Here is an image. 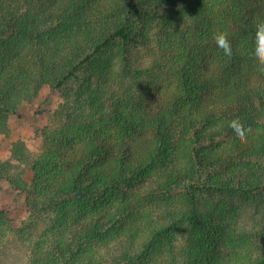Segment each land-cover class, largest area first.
Masks as SVG:
<instances>
[{
    "label": "trees",
    "instance_id": "trees-1",
    "mask_svg": "<svg viewBox=\"0 0 264 264\" xmlns=\"http://www.w3.org/2000/svg\"><path fill=\"white\" fill-rule=\"evenodd\" d=\"M259 19L264 0H0V134L44 85L85 104L66 105L38 157L15 143L31 183L0 160L31 212L18 227L0 210V251L17 238L27 264H103L113 244L111 264H264Z\"/></svg>",
    "mask_w": 264,
    "mask_h": 264
},
{
    "label": "rangeland",
    "instance_id": "rangeland-1",
    "mask_svg": "<svg viewBox=\"0 0 264 264\" xmlns=\"http://www.w3.org/2000/svg\"><path fill=\"white\" fill-rule=\"evenodd\" d=\"M136 54L144 57L143 59L148 62L147 47L140 46ZM69 104H73L74 109L85 108L83 100L74 96L66 97L65 94L53 91L49 85H44L36 98L24 102L18 111L12 114L10 132L0 134V160L15 163L17 170L23 174L26 181L31 183L34 177L33 169L13 157V147L16 142L22 141L25 144L27 156L29 158L38 157L44 144L48 142L45 130L56 129L63 125V121L66 119V105ZM0 210L9 211L10 217L18 227L29 218L31 213L25 206L23 195L5 178L0 182ZM237 218L241 229L249 230L257 236L260 226L258 215L242 211ZM4 246L5 248L0 251V264L28 263L29 249L26 244L14 238ZM119 247V245L113 244V249H101L97 255L103 264H111L112 257L108 251L115 253ZM176 248L179 252L181 251V241L176 243Z\"/></svg>",
    "mask_w": 264,
    "mask_h": 264
},
{
    "label": "clouds",
    "instance_id": "clouds-1",
    "mask_svg": "<svg viewBox=\"0 0 264 264\" xmlns=\"http://www.w3.org/2000/svg\"><path fill=\"white\" fill-rule=\"evenodd\" d=\"M227 30L218 31L214 35L217 47L222 50L224 56L231 58L233 55L232 44ZM252 58L259 66V70L264 72V19H259L254 24V34L252 36ZM228 127L233 130L242 143L247 141V133L250 129L237 117L231 120Z\"/></svg>",
    "mask_w": 264,
    "mask_h": 264
}]
</instances>
